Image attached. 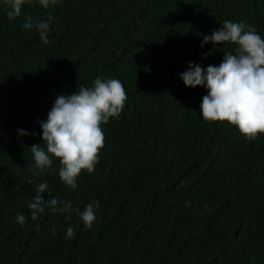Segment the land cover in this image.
<instances>
[{"label":"trees","instance_id":"1","mask_svg":"<svg viewBox=\"0 0 264 264\" xmlns=\"http://www.w3.org/2000/svg\"><path fill=\"white\" fill-rule=\"evenodd\" d=\"M6 11L0 3V264H264V134L249 141L227 122L204 121L206 90L178 75L233 51L199 46L225 20L264 38V0H61L47 44L20 25L23 12L40 20L48 10L25 5L12 20ZM96 77L119 79L127 99L101 125L94 171L71 190L58 160L40 171L29 146L45 147L38 121L56 96ZM45 181L72 208L98 201L93 227L47 209L15 223Z\"/></svg>","mask_w":264,"mask_h":264},{"label":"clouds","instance_id":"2","mask_svg":"<svg viewBox=\"0 0 264 264\" xmlns=\"http://www.w3.org/2000/svg\"><path fill=\"white\" fill-rule=\"evenodd\" d=\"M6 5L9 20L20 17L23 7L33 3L48 10L46 19L36 20L23 12L22 30H35L43 44H47L55 17L51 9L61 0H0ZM202 35L200 47L211 43L212 49L222 45H235L233 51L223 52L217 65L202 67L188 62L186 70L179 73L185 87L200 86L206 90L200 103V117L206 122H227L235 126L247 140H255L264 134V38L255 27L244 21H223L209 35ZM212 54L204 53L202 58ZM127 94L122 82L116 78L96 77L90 87L81 86L69 95H57L44 121H38L41 144L29 146L35 166L40 171L50 169L54 158L59 162L58 177L66 187L76 190L77 179L82 172L92 173L98 163L99 152L104 144L101 125L110 118H118ZM17 137L35 135L27 130L16 129ZM21 146L23 141L19 140ZM47 195V199L44 195ZM63 205V207H58ZM99 202L91 200L83 210L72 208L71 201L59 200L52 194L45 181L35 188V195L27 204L29 215L18 212L13 220L23 227L27 220L36 221L45 210L77 212L84 229H91L97 218ZM54 231V229H53ZM75 230L67 227L65 237L72 239Z\"/></svg>","mask_w":264,"mask_h":264}]
</instances>
